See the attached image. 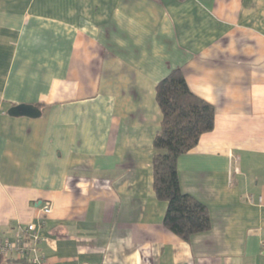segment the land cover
<instances>
[{
  "label": "crops",
  "instance_id": "1",
  "mask_svg": "<svg viewBox=\"0 0 264 264\" xmlns=\"http://www.w3.org/2000/svg\"><path fill=\"white\" fill-rule=\"evenodd\" d=\"M179 69L216 113L177 163L211 221L189 241L153 188ZM31 223L48 264H264V0H0V239Z\"/></svg>",
  "mask_w": 264,
  "mask_h": 264
},
{
  "label": "trees",
  "instance_id": "2",
  "mask_svg": "<svg viewBox=\"0 0 264 264\" xmlns=\"http://www.w3.org/2000/svg\"><path fill=\"white\" fill-rule=\"evenodd\" d=\"M162 113L161 130L154 140L153 188L157 199L167 202L164 225L185 241L210 229L208 208L182 192L177 163L192 151L201 137L215 127V108L196 96L183 72L173 71L156 88Z\"/></svg>",
  "mask_w": 264,
  "mask_h": 264
},
{
  "label": "built area",
  "instance_id": "3",
  "mask_svg": "<svg viewBox=\"0 0 264 264\" xmlns=\"http://www.w3.org/2000/svg\"><path fill=\"white\" fill-rule=\"evenodd\" d=\"M51 213L52 207L46 204L42 209L43 216L48 217ZM41 229V225L31 223L18 230L13 240L0 239V257L18 264H48L40 247Z\"/></svg>",
  "mask_w": 264,
  "mask_h": 264
},
{
  "label": "water",
  "instance_id": "4",
  "mask_svg": "<svg viewBox=\"0 0 264 264\" xmlns=\"http://www.w3.org/2000/svg\"><path fill=\"white\" fill-rule=\"evenodd\" d=\"M9 114L14 117H29V118L37 119L41 117L42 113L39 110V108L36 106L21 105L12 108L9 111ZM0 262H1V257H0Z\"/></svg>",
  "mask_w": 264,
  "mask_h": 264
},
{
  "label": "rangeland",
  "instance_id": "5",
  "mask_svg": "<svg viewBox=\"0 0 264 264\" xmlns=\"http://www.w3.org/2000/svg\"><path fill=\"white\" fill-rule=\"evenodd\" d=\"M45 205H46V204H45ZM45 205H44V206H45ZM44 206H43V207H44ZM50 206H51V205H50ZM42 209H43V208H42ZM52 210H53V209H52Z\"/></svg>",
  "mask_w": 264,
  "mask_h": 264
}]
</instances>
